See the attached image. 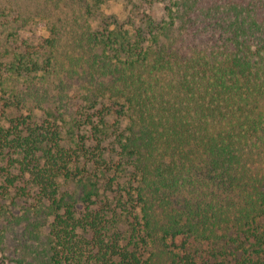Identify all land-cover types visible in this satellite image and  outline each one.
<instances>
[{
  "label": "trees",
  "instance_id": "1",
  "mask_svg": "<svg viewBox=\"0 0 264 264\" xmlns=\"http://www.w3.org/2000/svg\"><path fill=\"white\" fill-rule=\"evenodd\" d=\"M70 1L39 44L0 61L23 98L35 77L61 88L43 90L41 122L0 126V193L32 195L22 175L35 192L10 214L26 217L20 239L47 229L0 264H144L141 243L167 239L181 252L171 264H264V0H162L137 25L100 15L106 0ZM67 117L83 130L69 140ZM60 178L85 189L63 194Z\"/></svg>",
  "mask_w": 264,
  "mask_h": 264
},
{
  "label": "rangeland",
  "instance_id": "2",
  "mask_svg": "<svg viewBox=\"0 0 264 264\" xmlns=\"http://www.w3.org/2000/svg\"><path fill=\"white\" fill-rule=\"evenodd\" d=\"M71 8L72 4L70 0H0V61H5L8 57V49L19 44L21 40L29 45L39 44L48 35V25L52 21L61 25L58 22V17L65 16L66 19L69 18L70 14H68V11L70 12ZM99 14L113 15L126 25L128 23L137 25L145 14H149L154 18H160L163 15V2L162 0H106L100 6ZM68 29H62V36L65 35ZM35 78L33 82L37 90L33 92L34 95L26 98L20 95L19 92L23 93L25 90L20 89L19 84H15L6 75L0 79V126L6 127L9 120L18 115H30L36 122H41L45 118L43 109L49 106L51 100L48 97L45 98L46 94L43 90L47 89L50 92L48 95L52 96L59 93L61 88L57 87L58 80L49 82L43 79L39 80L38 77ZM65 90L68 93L67 99L70 102H75V96L72 94L73 89L68 88V90ZM18 96L21 99L17 100ZM64 121L63 124L59 121L63 129L62 135L64 139L76 138L78 133L83 132V130L77 132L76 126H74V123L68 117L64 118ZM8 159H10V156L4 155V159L0 161V164L7 166L9 163ZM18 167V163L13 162V166H10L9 169L12 173H19ZM28 178L27 175H22L20 181H16L15 183L17 187L26 188L25 192L29 191L32 195L21 197L15 194V189L13 188H11L9 196H2L0 193V210L2 211L0 212V228H3L0 251L8 255H12L15 248L22 254V250L19 251L18 246L22 243L27 242L32 249H35L37 245L41 246V242L44 240V235L47 232L45 227H41L39 230L41 240H35L28 234L31 241H23L20 238L24 237L22 231L25 225L28 224L26 217L21 214L19 219H17L18 222H15L16 218L10 216L11 213H16L17 217L18 209L23 211V206L26 205L24 201H27L30 205L34 203L32 197L35 192L34 189H30ZM58 184L59 192L63 194L67 193L74 198H78L85 189L82 182H78L72 178H60ZM12 197H17L14 200L16 204H13V208L11 207ZM3 211L5 212L3 213ZM32 220L31 217L30 221ZM128 227L127 222H124L121 228V230H125L122 232L126 235H128L126 232ZM182 241L183 236H178L175 243L180 245ZM170 244V239L164 242L147 241L146 244L141 243L139 251L141 252L142 259L145 260L144 264H171V259L181 252L180 249L174 248ZM209 248L207 242L204 241H193L190 245L191 251H205Z\"/></svg>",
  "mask_w": 264,
  "mask_h": 264
}]
</instances>
